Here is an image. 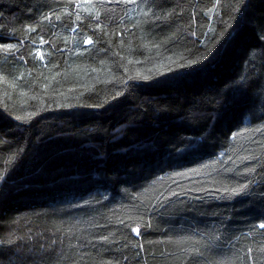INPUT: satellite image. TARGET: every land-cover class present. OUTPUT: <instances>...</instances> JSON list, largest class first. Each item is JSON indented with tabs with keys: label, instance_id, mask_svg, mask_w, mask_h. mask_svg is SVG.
Instances as JSON below:
<instances>
[{
	"label": "trees",
	"instance_id": "16d2710c",
	"mask_svg": "<svg viewBox=\"0 0 264 264\" xmlns=\"http://www.w3.org/2000/svg\"><path fill=\"white\" fill-rule=\"evenodd\" d=\"M0 264H264V0H0Z\"/></svg>",
	"mask_w": 264,
	"mask_h": 264
}]
</instances>
